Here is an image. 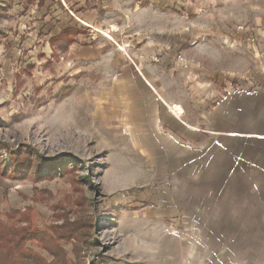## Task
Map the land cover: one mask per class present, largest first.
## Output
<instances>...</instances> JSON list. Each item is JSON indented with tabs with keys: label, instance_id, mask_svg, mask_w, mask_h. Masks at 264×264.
Returning a JSON list of instances; mask_svg holds the SVG:
<instances>
[{
	"label": "rangeland",
	"instance_id": "374dc122",
	"mask_svg": "<svg viewBox=\"0 0 264 264\" xmlns=\"http://www.w3.org/2000/svg\"><path fill=\"white\" fill-rule=\"evenodd\" d=\"M135 1L84 31L56 0H0V174L26 196L0 201V221L56 235L54 254L24 242L48 264H192L199 242L197 264H217V236L225 263L244 264L233 229L251 223L263 244L264 0ZM70 26L100 54L75 58L72 35L55 37ZM129 55L163 89L167 157L142 149L158 90L119 74L141 70Z\"/></svg>",
	"mask_w": 264,
	"mask_h": 264
},
{
	"label": "crops",
	"instance_id": "0c3cea01",
	"mask_svg": "<svg viewBox=\"0 0 264 264\" xmlns=\"http://www.w3.org/2000/svg\"><path fill=\"white\" fill-rule=\"evenodd\" d=\"M56 1L58 2L60 6L62 5L65 6L66 9H68V11L74 17L79 18V16H77L74 13L77 11L80 14V17L84 18L90 23L89 24L85 20H82L85 26H87L85 27V29H83L84 31L91 27L93 28L99 27L97 23L98 22L97 18H101L102 14L105 11H108V9L109 10L114 9V10L119 11L121 9L137 7V4H135L137 3L136 1L132 4L133 0H56ZM80 33H78L77 36H75L74 42L71 45H69L70 49L74 51L75 58L79 57L84 60H89V59L96 57V54L98 56L100 54V49H101L100 47L95 48L91 45V46H87L86 48H78V47L76 48L77 37ZM130 59L136 64L137 67L140 64L139 66L141 70L139 71L137 68H134L133 66H129V67H126L124 70H121L119 74L124 75V76H129L132 78L138 75H141L143 77L147 75L150 77V78H148L147 76L145 77L147 79L146 80L147 85L150 88H152L153 91H154L153 85L158 90V93L154 91L156 96H154L153 93L151 92V101L147 103V105H150V110H149V114L147 113V117L152 120V123L150 127L148 128L145 127V129L141 131L142 133H145V135H147L145 138H143L146 140H143L142 142V149L149 152L151 156H153V158L161 159V158L167 157L168 155H170V148H168V145H167V140H168L169 135L166 134L163 130H161V125H162L161 111H160L161 104H159L160 97L158 96L159 92L160 94L164 96V92L162 91L163 89L158 82L159 81L158 77L155 76V74L152 72L151 69L149 70L146 67H144L141 62L137 64V62L134 61L131 57ZM119 61L120 63L122 62L121 55H119ZM127 68H129V70ZM173 103H177V102H173ZM172 105L181 107L177 104H172ZM173 106H171L172 112L176 116H179L173 111L172 109ZM166 109H167L166 112L169 114V118L173 120L174 126L175 127L178 126L177 128H180V131L183 135H186V134L190 135L189 133L186 132V130L192 131L188 129L190 128L189 126H186L188 123L186 122L187 123L186 124L184 121L180 122L177 119H174L173 116L170 115L167 106H166ZM185 121H186V118H185ZM111 124L109 125L112 126L113 128L110 127L108 128L107 131L110 134L113 133V136H117L115 135V133H117L118 131ZM7 182H8L7 179H4V177L0 174V201L5 200L4 198L6 197L12 207L19 208L20 206L23 205V202H26V198H25L26 196L19 195V193L21 192L23 193L25 191V189H23L24 186L23 188H20V189H18L17 187L15 189H12L14 185L10 184V182L7 185ZM262 226H263L261 230L262 234L259 235V238H260L259 242H262L263 244H261V246L260 244H258V248H260L259 253H257L258 248L255 242V233L253 232L254 226L251 223H249L248 225L247 224L245 225V230L247 234H243L242 238L239 236V234H237V232L239 231L238 227H235V229H233V231H236L235 234L237 235L235 236V240L232 241L233 248H234V250H232L234 253V256H233L234 259L236 258L239 260L240 258H242L244 261L243 262L244 264L245 263L246 264H264V222ZM191 229H192V234H197V233H200V230L202 228L198 226V227H192ZM208 229L209 227L203 228L204 231L210 232ZM210 230L211 232L215 231L212 228H210ZM238 238H241V239L239 240ZM224 242L226 241L223 238L220 239V237L217 236L216 240L209 244L211 245L210 249L212 250L214 248L216 249V251H214V254L210 258L212 259L215 258V260L217 261V264H226L224 260L225 252H224V249H222V247H224ZM241 242L243 243L242 249L240 248ZM200 243L201 242L193 243V246H191L192 248L190 249V251L193 252L192 253L193 254L192 264H197L199 259L203 260V258H200L201 256L200 253L194 252V251L199 250L197 247L200 246ZM226 247L229 248V245L228 246L226 245ZM197 256L199 257V259L197 258ZM246 257H247V260H246Z\"/></svg>",
	"mask_w": 264,
	"mask_h": 264
},
{
	"label": "trees",
	"instance_id": "16d2710c",
	"mask_svg": "<svg viewBox=\"0 0 264 264\" xmlns=\"http://www.w3.org/2000/svg\"><path fill=\"white\" fill-rule=\"evenodd\" d=\"M82 32L81 29L77 27H67L62 30L56 38H60L66 35H72L68 41V45H71L74 42L75 36L78 33ZM31 150H34L31 147ZM2 175L5 174L4 171H1ZM15 214H20L21 211L17 209H12ZM22 227L16 225H6L0 221V264H22L19 262L22 258L32 259L37 264L44 263L48 264L47 261L40 255L36 254L31 249L25 248L26 239L37 240L40 243V246L43 249L49 251L51 254H54L55 247L58 245L56 235H48L46 230L41 228H33V225L26 223ZM51 244V245H50ZM17 257V258H15Z\"/></svg>",
	"mask_w": 264,
	"mask_h": 264
},
{
	"label": "bare ground",
	"instance_id": "6f19581e",
	"mask_svg": "<svg viewBox=\"0 0 264 264\" xmlns=\"http://www.w3.org/2000/svg\"><path fill=\"white\" fill-rule=\"evenodd\" d=\"M106 35L109 36V37H111V35L108 34V33H106ZM172 109L178 115V113H179L178 109L175 106H173Z\"/></svg>",
	"mask_w": 264,
	"mask_h": 264
}]
</instances>
